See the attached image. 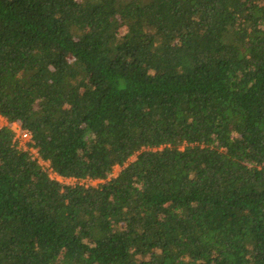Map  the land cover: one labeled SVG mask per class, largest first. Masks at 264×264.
<instances>
[{"label":"trees","instance_id":"16d2710c","mask_svg":"<svg viewBox=\"0 0 264 264\" xmlns=\"http://www.w3.org/2000/svg\"><path fill=\"white\" fill-rule=\"evenodd\" d=\"M0 118V264H264V0H0Z\"/></svg>","mask_w":264,"mask_h":264},{"label":"rangeland","instance_id":"374dc122","mask_svg":"<svg viewBox=\"0 0 264 264\" xmlns=\"http://www.w3.org/2000/svg\"><path fill=\"white\" fill-rule=\"evenodd\" d=\"M7 125H6V122L3 120V119H1L0 118V128L1 127H6ZM11 130H12V132L15 134L16 133V128L14 127V125H12V126H10L9 127ZM21 147H22V149H28L29 148V146L26 144V145H21ZM29 151V153L31 154V156L34 158V159H36V155H35V152H34V150L33 151H30V150H28ZM40 164L42 165V163L40 162ZM48 167V166H47ZM45 168H46V166H45ZM120 172V169H118V168H115L114 169V177H116V175L118 174ZM51 179H53V180H55V181H57V182H59V183H61V184H68V185H74L75 184V181L74 180H62V179H60L59 177H56L55 175H51ZM83 184H85V182L84 181H82V182H80V185H83ZM87 184H89V185H91V186H98V185H100V184H104L103 182H87Z\"/></svg>","mask_w":264,"mask_h":264},{"label":"built area","instance_id":"2783aa9c","mask_svg":"<svg viewBox=\"0 0 264 264\" xmlns=\"http://www.w3.org/2000/svg\"><path fill=\"white\" fill-rule=\"evenodd\" d=\"M14 127L16 128V133L14 134V136H15V140L18 142V144L20 146L27 144L29 146V148L28 149H23V150L24 151H28V150L33 151V149H32L33 142L31 141L30 134L28 132H26V131H21L20 128L18 126H16V125H14Z\"/></svg>","mask_w":264,"mask_h":264}]
</instances>
